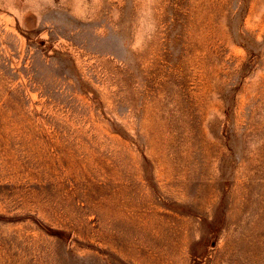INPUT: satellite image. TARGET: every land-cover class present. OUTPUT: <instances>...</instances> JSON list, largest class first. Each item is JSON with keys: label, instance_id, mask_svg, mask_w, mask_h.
I'll list each match as a JSON object with an SVG mask.
<instances>
[{"label": "rangeland", "instance_id": "rangeland-1", "mask_svg": "<svg viewBox=\"0 0 264 264\" xmlns=\"http://www.w3.org/2000/svg\"><path fill=\"white\" fill-rule=\"evenodd\" d=\"M0 264H264V0H0Z\"/></svg>", "mask_w": 264, "mask_h": 264}]
</instances>
